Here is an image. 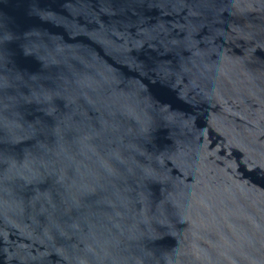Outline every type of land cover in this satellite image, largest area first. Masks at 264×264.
Listing matches in <instances>:
<instances>
[{"label": "water", "instance_id": "95a60500", "mask_svg": "<svg viewBox=\"0 0 264 264\" xmlns=\"http://www.w3.org/2000/svg\"><path fill=\"white\" fill-rule=\"evenodd\" d=\"M0 264H264V0H0Z\"/></svg>", "mask_w": 264, "mask_h": 264}]
</instances>
